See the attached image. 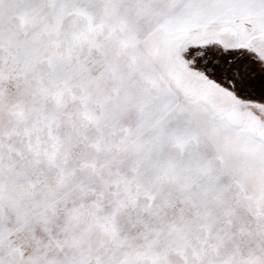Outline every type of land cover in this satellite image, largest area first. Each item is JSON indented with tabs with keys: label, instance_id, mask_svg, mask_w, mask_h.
<instances>
[{
	"label": "snow or ice",
	"instance_id": "obj_1",
	"mask_svg": "<svg viewBox=\"0 0 264 264\" xmlns=\"http://www.w3.org/2000/svg\"><path fill=\"white\" fill-rule=\"evenodd\" d=\"M0 264H264V0H0Z\"/></svg>",
	"mask_w": 264,
	"mask_h": 264
}]
</instances>
